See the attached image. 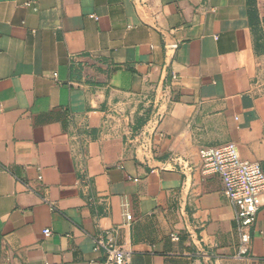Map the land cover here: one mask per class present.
I'll return each mask as SVG.
<instances>
[{
    "label": "crops",
    "instance_id": "obj_1",
    "mask_svg": "<svg viewBox=\"0 0 264 264\" xmlns=\"http://www.w3.org/2000/svg\"><path fill=\"white\" fill-rule=\"evenodd\" d=\"M227 143L264 170V0H0V264H103L109 230L130 264H264V195L238 256L202 173Z\"/></svg>",
    "mask_w": 264,
    "mask_h": 264
},
{
    "label": "built area",
    "instance_id": "obj_2",
    "mask_svg": "<svg viewBox=\"0 0 264 264\" xmlns=\"http://www.w3.org/2000/svg\"><path fill=\"white\" fill-rule=\"evenodd\" d=\"M199 154L202 173L220 178L222 192L234 208L240 236L238 256H248L252 244L251 231L264 195V170L258 162L242 159L235 143L204 148ZM127 218L132 220L131 216ZM44 234L51 233L45 230ZM117 236V230H109L94 238V250L101 251L105 257L103 264H130L128 253L119 244Z\"/></svg>",
    "mask_w": 264,
    "mask_h": 264
}]
</instances>
